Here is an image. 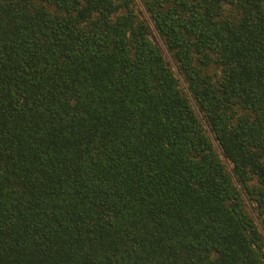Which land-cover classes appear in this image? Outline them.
I'll use <instances>...</instances> for the list:
<instances>
[{"label":"trees","instance_id":"16d2710c","mask_svg":"<svg viewBox=\"0 0 264 264\" xmlns=\"http://www.w3.org/2000/svg\"><path fill=\"white\" fill-rule=\"evenodd\" d=\"M141 2L0 0V264H264V0Z\"/></svg>","mask_w":264,"mask_h":264},{"label":"rangeland","instance_id":"374dc122","mask_svg":"<svg viewBox=\"0 0 264 264\" xmlns=\"http://www.w3.org/2000/svg\"><path fill=\"white\" fill-rule=\"evenodd\" d=\"M134 1H135V7H136L137 11L139 12V14L142 15V17H144L148 21V23H150L148 15H147V13L144 10V7L142 5L141 0H134ZM151 38L158 46H160L167 65L172 69L173 73L175 74V76H176V78H177V80L179 82L180 89L183 91V93H185L188 96L187 86H186V84H185V82L183 80V77H182L181 73L178 70L176 62L171 57V55L168 53V51L166 50V48L164 47L163 43L161 42V40L159 39L158 35L156 34V32L153 30L152 27H151ZM191 104L193 106L194 111L197 113V115H198V117H199L204 129H205L206 134L208 135V137L212 141L214 148L217 151H219L218 145H217L216 141L214 140V136L210 132V130H209V128H208V126H207V124L205 122V119L203 118L201 113L198 111L196 105L194 104V102L192 100H191ZM223 163H224V165H225V167L227 169V172L231 175V165L229 164L228 161H226L224 159H223ZM237 188L241 192V196H242V198H243V200L245 202L247 211L249 212V214L251 215V217L255 221L259 231L261 232L262 236L264 237V231L262 230V228L260 226V223H259V220L257 218L256 211H255V208H254V204H252L248 200L247 195L240 189V187L238 185H237Z\"/></svg>","mask_w":264,"mask_h":264}]
</instances>
